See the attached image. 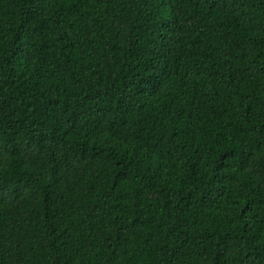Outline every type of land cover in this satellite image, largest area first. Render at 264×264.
Instances as JSON below:
<instances>
[{"label": "trees", "instance_id": "trees-1", "mask_svg": "<svg viewBox=\"0 0 264 264\" xmlns=\"http://www.w3.org/2000/svg\"><path fill=\"white\" fill-rule=\"evenodd\" d=\"M0 264H264V0H0Z\"/></svg>", "mask_w": 264, "mask_h": 264}]
</instances>
